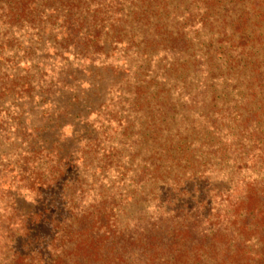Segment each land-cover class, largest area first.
<instances>
[{"label": "rangeland", "instance_id": "obj_1", "mask_svg": "<svg viewBox=\"0 0 264 264\" xmlns=\"http://www.w3.org/2000/svg\"><path fill=\"white\" fill-rule=\"evenodd\" d=\"M66 1L49 0L20 22L0 3V235L9 238L0 264L27 248L29 225L28 247H46L55 233L48 220L67 212L77 189L119 194L126 223L136 211H176L264 178L250 162L264 141V94L253 97L248 85L264 73V23L252 0H83L91 53L69 85L60 75L68 69L45 59L50 45L67 56ZM204 85L198 108L191 100ZM61 163L52 185L44 177H59ZM26 179L43 186L27 191ZM12 223L16 232L5 229Z\"/></svg>", "mask_w": 264, "mask_h": 264}, {"label": "trees", "instance_id": "obj_2", "mask_svg": "<svg viewBox=\"0 0 264 264\" xmlns=\"http://www.w3.org/2000/svg\"><path fill=\"white\" fill-rule=\"evenodd\" d=\"M48 1L6 0L3 9L7 6L10 17L20 22L19 17L34 18L41 9L50 8ZM82 1L67 0L61 4L60 44L66 47L62 48L67 56L59 53L54 45L49 46L45 56L47 62L68 69L60 73L67 76L61 81L67 85L70 84L68 76L87 72V56L91 53L84 35L87 27L80 10ZM251 6L264 23V0H252ZM186 36L183 33V50L189 45ZM71 58L75 71L69 68ZM256 73V79H249L248 84L254 90L253 97L259 92L264 94V73ZM53 82L52 79L48 83L52 96L59 92ZM203 92H208L206 85L201 86L191 100L198 108L204 107L200 104L204 102ZM251 118L245 125L256 120L257 115ZM1 131L6 136L5 130L1 128ZM250 162L254 167L264 168V141L256 146ZM62 168V163L56 167L59 177L49 174L44 178L50 179L52 185L60 183ZM23 181H27L26 190L30 192L43 186L37 180ZM75 195L77 198L66 207V215H60L59 211L48 220L55 233L46 247L36 251L28 247L34 234L29 225L24 235L27 248L18 252L9 264H264V178L258 175L238 180L231 188L208 193L207 198L184 205L183 209L166 211L160 206L158 210L136 211L129 215L126 223L120 219L119 194L94 195L77 189ZM15 215L25 220L17 210ZM17 224H9L5 229L16 232L13 228ZM3 231L0 225V233ZM8 239L0 235V249L6 247ZM10 240L13 241V237Z\"/></svg>", "mask_w": 264, "mask_h": 264}]
</instances>
